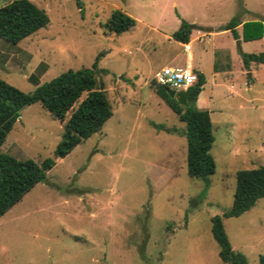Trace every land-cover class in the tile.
Returning <instances> with one entry per match:
<instances>
[{
    "label": "rangeland",
    "instance_id": "1",
    "mask_svg": "<svg viewBox=\"0 0 264 264\" xmlns=\"http://www.w3.org/2000/svg\"><path fill=\"white\" fill-rule=\"evenodd\" d=\"M31 1L49 23L16 44L0 38V77L30 92L105 49L98 79L113 114L0 216V264H231L218 256L210 218L230 208L238 169L264 165V63L246 69L240 56L264 53V34L243 35V23L264 17V0H82L83 17L75 0ZM115 8L137 20L134 29L105 30ZM231 18L241 22L237 40L222 29ZM181 19L195 25L192 64L210 91L215 170L207 185L187 173L185 123L150 87L161 66L179 64L183 48L171 34ZM206 28L216 34H201ZM61 131L34 102L0 151L40 161ZM223 224L231 246L257 264L264 196Z\"/></svg>",
    "mask_w": 264,
    "mask_h": 264
},
{
    "label": "trees",
    "instance_id": "2",
    "mask_svg": "<svg viewBox=\"0 0 264 264\" xmlns=\"http://www.w3.org/2000/svg\"><path fill=\"white\" fill-rule=\"evenodd\" d=\"M80 15L83 17L82 0H75ZM49 23L45 10L31 0H9L0 6V38L13 44L33 34ZM137 20L115 8L103 22L107 32L120 34L135 28ZM231 18L222 26L230 30L237 40L236 26L240 24ZM264 17L243 23L244 38L253 39L264 34ZM195 25L181 19L171 37L180 43H188ZM101 49L89 66L68 68L41 83H37L30 92L10 84L0 77V146L20 115V110L34 102H39L53 118L62 123L60 140L51 156L40 161L32 158L20 159L0 151V216L21 200L35 184L44 180L58 158L64 157L77 144L94 132L99 131L112 114V105L106 91L98 79L104 69L99 67V60L104 55ZM243 65L251 62L264 63V53L241 52ZM184 65L181 63L182 66ZM197 80L185 90L186 101L182 105L171 97L167 85L150 81L153 92L185 123L183 134L186 137V167L189 176L209 183V176L215 170V161L210 152L214 136L212 120L207 109L196 106V98L205 83L202 72L195 70ZM264 196V165L241 168L235 172V187L232 204L222 214L213 215L211 233L218 244V256L226 263L249 264L246 256L231 246L223 219L238 216L250 209L257 199ZM257 264H264V254L258 256Z\"/></svg>",
    "mask_w": 264,
    "mask_h": 264
},
{
    "label": "built area",
    "instance_id": "3",
    "mask_svg": "<svg viewBox=\"0 0 264 264\" xmlns=\"http://www.w3.org/2000/svg\"><path fill=\"white\" fill-rule=\"evenodd\" d=\"M199 39L201 38L199 37ZM182 48L185 52H188L190 49L189 43H184ZM152 79L174 90H186L187 87L196 82L197 74L189 64L183 66L164 65L154 72Z\"/></svg>",
    "mask_w": 264,
    "mask_h": 264
},
{
    "label": "crops",
    "instance_id": "4",
    "mask_svg": "<svg viewBox=\"0 0 264 264\" xmlns=\"http://www.w3.org/2000/svg\"><path fill=\"white\" fill-rule=\"evenodd\" d=\"M241 24H238V26H240ZM237 28V27H236ZM193 31V30H192ZM199 31V30H198ZM225 31V30H224ZM216 31H213L211 28H206V30H205V32H203V33H201V34H204V33H207L208 35L209 34H211V35H214V33H215ZM201 34H200V38L202 39V37H201ZM216 34V33H215ZM196 36H192V32H191V35H190V40H189V45H190V49H189V51L188 52H185L184 50H183V53L181 54V58L179 59V64L178 65H181V63H183L184 65L185 64H189L190 66H192L193 67V69L194 70H197V71H200V72H202L201 70H199L197 67H195V66H193V64H192V61H193V59H194V56H193V53H192V50H191V41L195 38ZM199 37H197V39L198 40H201V39H199ZM181 46L184 44V43H180V42H178ZM215 48H213V50H212V55L214 56V61H213V65H212V70H213V73L215 74V75H217L218 74V69H220V67L219 66H217V64H216V60H215ZM252 63H255V62H252ZM164 65H173V64H170V63H168V64H164ZM163 65V66H164ZM183 66V65H182ZM162 67V66H161ZM160 67V68H161ZM225 67H227V65L225 66ZM248 67H249V65H248ZM246 68V69H249V68ZM228 68H229V66H228ZM203 73V72H202ZM204 74V73H203ZM204 76H205V74H204ZM196 106H198L199 108H203V109H207V110H210V91L208 90V89H205L204 88V85H203V88H202V90L199 92V94H198V96H197V98H196ZM210 112V111H209Z\"/></svg>",
    "mask_w": 264,
    "mask_h": 264
},
{
    "label": "water",
    "instance_id": "5",
    "mask_svg": "<svg viewBox=\"0 0 264 264\" xmlns=\"http://www.w3.org/2000/svg\"><path fill=\"white\" fill-rule=\"evenodd\" d=\"M168 94L171 97H174L180 104H184L186 101V93L183 89L174 90L171 88L167 89Z\"/></svg>",
    "mask_w": 264,
    "mask_h": 264
}]
</instances>
